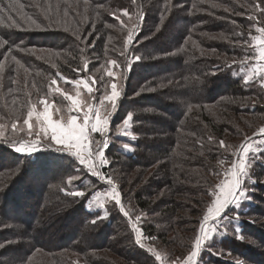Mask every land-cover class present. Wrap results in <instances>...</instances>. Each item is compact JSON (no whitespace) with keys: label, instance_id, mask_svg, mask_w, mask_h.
Wrapping results in <instances>:
<instances>
[{"label":"trees","instance_id":"trees-1","mask_svg":"<svg viewBox=\"0 0 264 264\" xmlns=\"http://www.w3.org/2000/svg\"><path fill=\"white\" fill-rule=\"evenodd\" d=\"M7 2L16 10L0 13V40L7 41L0 46V264H154L149 245L166 248L165 264L186 255L208 206L206 192L230 167L219 161L235 160L232 153L246 137L264 127L258 105L264 86L256 79L245 84L238 63L251 53L237 43L249 38L254 23L247 19L250 0H0ZM255 15L264 26V14ZM129 29L139 41L132 51L143 58L124 75L113 125L131 114L136 139L121 142L134 148L131 154L112 145L103 171L117 182L125 207L142 215L143 235L154 237L145 248L114 202L107 217L91 223L104 213L87 207L101 184L75 157L45 144L31 155L13 147L26 138L29 108L43 97L57 101L55 93L49 96L51 80L61 82L57 73L88 78L111 59L123 63ZM261 158L255 201L228 209L199 264H264ZM74 190L86 196L68 195Z\"/></svg>","mask_w":264,"mask_h":264},{"label":"snow or ice","instance_id":"snow-or-ice-1","mask_svg":"<svg viewBox=\"0 0 264 264\" xmlns=\"http://www.w3.org/2000/svg\"><path fill=\"white\" fill-rule=\"evenodd\" d=\"M248 8L252 14L247 15V19L254 21V23L249 25V38L237 41V43H241L247 49H251V53L244 55L238 63L240 71L245 74L243 77L245 84L254 82V77L264 84V26H259L262 17L255 15L257 12L264 14V0H250ZM15 10L16 5L14 3L7 2L6 7L5 4H0V13ZM121 11L123 16L130 17L127 9H122ZM235 14L245 15V13L241 12H236ZM8 18L11 20V15ZM31 23L37 28L41 27L35 20H31ZM253 28L255 33H257L255 35L251 33ZM135 35L136 32L129 29L120 53L125 58L123 63L117 59H111L106 62V65H102L105 68L107 80L101 79L97 81L94 77L69 79L57 73L59 81L74 86V94L70 90H62L58 86V80L52 79L49 85V96L51 93H59L68 102L67 105H56L55 102H50L48 97L40 98L38 103L42 105V111H38L37 106L32 105L27 112V118L23 122L28 126V135L31 139L22 140L18 144H14L13 147L18 153L31 154L43 147V141L47 140L48 147H54L58 152L68 153L75 157L79 165L83 166L91 176L96 177L97 181L107 186L106 193L102 194L96 191L94 198L105 195L107 199L113 201L114 206H117L119 212L127 218L136 244L141 248H145L144 241L154 239V237H145L143 235L142 215L136 214L131 207H125L122 202V192L118 189L117 182L103 171L105 165L108 164L106 151L109 145L110 117L116 111L118 100L122 94L120 81L126 72L131 71L132 65L143 58L132 51L135 44L139 43L138 40L134 39ZM237 35H242V33H237ZM77 38L80 39L79 36ZM81 42L83 43L84 41L82 40ZM6 43L7 41L0 40V46ZM16 63L19 64L20 62L17 60ZM85 68H87L86 64ZM2 70L3 65H0V72ZM97 83L104 89L100 97L94 95L96 91H100L96 87ZM52 85H56V87L53 88ZM81 86L87 93L86 97L82 94ZM153 90L149 89V91ZM93 101H97L99 106H96ZM53 108L58 114L59 118L57 119L53 118V111L51 110ZM101 108L103 111H101ZM62 109L67 113L66 116L61 114ZM34 117L38 127L36 132H33L34 125L30 123ZM131 120L132 116L129 114L122 123L127 126ZM12 127L15 129L16 125L13 124ZM20 131H23V128ZM94 134H99L101 139L97 140ZM124 135H130L126 127ZM128 147L129 145H124V148L127 149ZM219 147L227 150L229 146L224 141H219ZM261 152H264V127H260L254 136L246 137L239 149L232 153L236 157L235 160L226 161L221 159L219 161L221 166L229 163L230 167L223 170V178L219 179L214 186L210 185L206 192L209 198L208 206L198 223L191 248L186 255L168 258L167 264H199L201 252L206 249L207 242L211 240L217 229L223 224L228 209L238 206L245 199H250L248 197L249 189L246 184V180L249 178V154H259ZM213 174L218 177L221 176L220 172H214ZM77 178L75 176L70 177L69 183ZM68 195L85 197L86 193L82 190H74L68 192ZM107 215L108 212H104L103 216L94 217L91 223L95 224L98 220L107 217ZM224 227H227V225H224ZM236 238L243 239V236L237 235ZM2 247L4 245L0 244V248ZM146 250L154 256V264L155 262L165 264L166 257L161 251L151 245ZM236 264H241V261L237 260Z\"/></svg>","mask_w":264,"mask_h":264},{"label":"rangeland","instance_id":"rangeland-1","mask_svg":"<svg viewBox=\"0 0 264 264\" xmlns=\"http://www.w3.org/2000/svg\"><path fill=\"white\" fill-rule=\"evenodd\" d=\"M118 71V70H117ZM91 77H94L97 81H100L101 79H103V80H107L108 78H107V76H106V72H105V70H103L102 72H98L97 74H95V75H91ZM124 78V77H123ZM123 78L121 79V81H120V83H121V97H120V99L118 100V107H117V109H116V111L111 115V117H110V127H109V131H108V149H107V151H106V158H107V160H108V164L107 165H105V167L104 168H106V167H108L109 165H110V163H111V160H110V158H108L107 157V152H108V150L109 149H111V148H113L112 147V145H115V143L117 142V143H119L118 145H116V146H120L119 148H118V152L121 150V151H124L125 153H128V154H131L132 152H133V149L134 148H132V146H130L129 144H127V145H129V147L126 149V148H124V145H126V144H122L121 142L123 141H126V142H134L135 141V139H136V136L135 135H133L132 134V125H131V121L129 122V124L127 125V126H125L124 124L123 125H119V126H116V125H113L114 124V119L116 118L115 116H116V114L118 113V110H119V107H120V101H121V98L123 97V94H124V85H123V82H124V80H123ZM254 79H256V80H258V78H256V77H254ZM259 81V80H258ZM263 86H264V84H262ZM58 86L62 89V90H70V91H72V93L74 94V91H75V88H74V86L73 85H70V84H66V83H64L63 81H61L60 83L58 82ZM55 87H56V85H55ZM96 87L97 88H99L100 89V91H96L95 93H94V95L96 96V97H100L102 94H103V91H104V89L101 87V85L99 84V83H97V85H96ZM81 90H82V94L86 97L87 96V93H86V91L85 90H83V88H82V86H81ZM56 95H58V98H57V101H52V100H50V102H55V104L56 105H60V104H63V105H67V101H65L64 100V98L59 94V93H55ZM93 103L96 105V106H99L98 105V103H97V101H93ZM260 104V107H262L263 109H264V102L262 103V102H259L258 103V105ZM36 106H37V108H38V111H42V105H39V103L37 104L36 103ZM52 111H53V118L54 119H57V118H59L58 117V114H56V112H55V109L53 108V109H51ZM101 111H103V109L101 108ZM61 114H64L65 116L67 115V113L66 112H64L63 111V109H62V113ZM73 114H75V113H73ZM129 115V114H128ZM27 118V117H26ZM262 118H263V120L261 121V122H264V113L262 114ZM24 122V121H23ZM30 123H32L33 125H34V127H33V132H36V131H38V127L36 126V120H35V117L33 118V120L32 121H30ZM18 124V123H17ZM264 124V123H263ZM113 125V126H112ZM123 126V127H122ZM24 127H25V129H26V133H25V136H26V138H25V140H29V139H31V137H29V135H28V126L27 125H25L24 124ZM125 127H126V129H127V131L130 133V135H124V130H125ZM241 130V129H240ZM116 134V135H115ZM95 135V137H96V139L97 140H99V139H101V137L99 136V134H94ZM111 135V136H110ZM22 141V140H21ZM20 141V142H21ZM18 144V143H17ZM48 145V141L47 140H44L43 141V145ZM44 145V146H45ZM43 146V147H44ZM43 147H41L39 150H37V151H34L33 153H36V152H39ZM113 150V149H112ZM117 151H116V154H117ZM33 153H31V154H33ZM62 153V152H61ZM21 154H25V155H31V154H26V153H21ZM68 154V153H67ZM70 155V154H69ZM262 155H264V152H261V153H259V154H252V153H250L249 154V156H250V163H249V178L246 180V184H247V187H248V189H249V191H248V197L250 198V199H245V200H243L238 206H235V207H231V208H229V209H235L236 211H239V210H241L242 208H244V205H246V207H247V204H253V202L255 201L254 199H253V192H255L253 189V187H252V183H253V181H254V170L255 169H257L258 167H256L255 168V166L258 164V163H261V161H262ZM116 158L114 157V160H115ZM83 167V166H82ZM68 168H70L69 166H68ZM103 168V169H104ZM66 169V167L64 168H61L60 170H65ZM82 170H86L85 168L84 169H82ZM87 171V170H86ZM88 173V172H87ZM89 174V177L90 178H94V179H96V177H93V176H91L90 175V173H88ZM222 178H223V176H222ZM86 181L88 182V178L86 179ZM99 182V181H98ZM100 184H101V187L100 188H91L92 190H93V193H92V196L90 197V200H89V202H88V205H87V207H88V209L89 210H92V209H95V210H101V211H103V212H108V205L112 202L113 203V201H111L110 199H107L106 198V196L105 195H101V197H99V198H94V193L96 192V191H99V192H101L102 194L103 193H106V191H107V186L106 185H104V184H102L101 182H99ZM104 214V213H103ZM189 217H190V215H185V218H187V219H189ZM189 228L191 229V226H189ZM218 233V229H217V232L213 235V237L216 235ZM213 237L211 238V240L213 239ZM148 242H150V240H148ZM209 242V241H208ZM207 242V243H208ZM158 247H160L158 250L159 251H161L163 254H165V256L167 255L168 256V252H167V250H166V248L165 247H163V246H158ZM75 262V264H82L80 261H78L77 259L74 261ZM241 264H243V262H241ZM244 264H246V263H244Z\"/></svg>","mask_w":264,"mask_h":264}]
</instances>
